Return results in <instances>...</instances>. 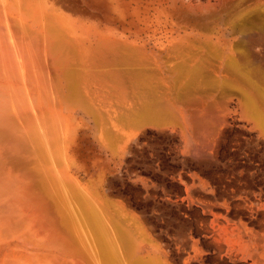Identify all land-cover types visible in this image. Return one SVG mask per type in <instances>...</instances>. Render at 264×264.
<instances>
[{
  "label": "rangeland",
  "instance_id": "rangeland-1",
  "mask_svg": "<svg viewBox=\"0 0 264 264\" xmlns=\"http://www.w3.org/2000/svg\"><path fill=\"white\" fill-rule=\"evenodd\" d=\"M260 87L264 0H0V264H95L48 174L133 259L264 264V129L238 90Z\"/></svg>",
  "mask_w": 264,
  "mask_h": 264
},
{
  "label": "bare ground",
  "instance_id": "bare-ground-1",
  "mask_svg": "<svg viewBox=\"0 0 264 264\" xmlns=\"http://www.w3.org/2000/svg\"><path fill=\"white\" fill-rule=\"evenodd\" d=\"M260 17L261 15L245 16L239 19L240 21L237 20L238 26L241 27L243 33H247L250 27ZM230 65L232 68H238L246 77H250L251 72L248 71L249 69H247L248 67L243 60L241 61L237 57H233L231 58ZM231 86L234 87L233 85ZM238 90L243 95L246 109L254 116L256 119H254L255 122L257 121L256 124L258 123L264 129V89L261 87L259 89L261 95L260 100L246 89L238 88ZM147 114L150 113L147 112ZM46 139L45 136L41 135L37 140L40 142V151L43 155L47 156L49 152L47 146L49 141ZM49 175L45 176L49 179L44 177V180L47 179L49 182H45L46 184L42 183V185L45 184V189H47L49 195L61 207H59V211L62 213V220L66 224L67 229L69 228L72 237L84 247V250H87V254H89L95 264H161L153 257H137L133 259V242L130 237L126 236L128 234L124 232V229L115 227L113 232L108 227L110 225H106V219L102 217L101 207L100 209L99 207L97 208V205L92 204L79 188H76L74 184L62 176L58 174ZM237 229L241 234V238H244V235L251 232L247 224L243 222L237 224Z\"/></svg>",
  "mask_w": 264,
  "mask_h": 264
},
{
  "label": "crops",
  "instance_id": "crops-1",
  "mask_svg": "<svg viewBox=\"0 0 264 264\" xmlns=\"http://www.w3.org/2000/svg\"><path fill=\"white\" fill-rule=\"evenodd\" d=\"M240 222H243V223H245V224H247L246 222H244L241 218L239 219V220H237V221H234V223H233V225H234V231H236L237 232V234L239 235V237H241V234H240V232L238 231V229H237V224L238 223H240ZM247 227L251 230V228L248 226V224H247ZM253 234V233H252ZM251 234V232L249 233V234H246V235H244L247 239H245V240H247V241H250L251 239H253L254 237H253V235ZM252 236V237H251ZM244 237V238H245ZM249 238V239H248ZM249 252L251 253V255L252 256H254V257H263L264 258V250L263 251H259V252H257V250H249Z\"/></svg>",
  "mask_w": 264,
  "mask_h": 264
}]
</instances>
